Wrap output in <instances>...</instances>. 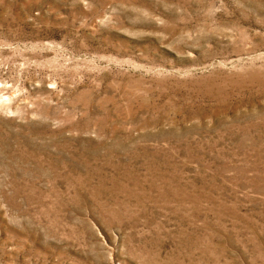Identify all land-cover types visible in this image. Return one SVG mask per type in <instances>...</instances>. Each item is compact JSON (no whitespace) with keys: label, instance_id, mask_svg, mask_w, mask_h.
Masks as SVG:
<instances>
[{"label":"rangeland","instance_id":"obj_1","mask_svg":"<svg viewBox=\"0 0 264 264\" xmlns=\"http://www.w3.org/2000/svg\"><path fill=\"white\" fill-rule=\"evenodd\" d=\"M0 264H264V0H0Z\"/></svg>","mask_w":264,"mask_h":264}]
</instances>
